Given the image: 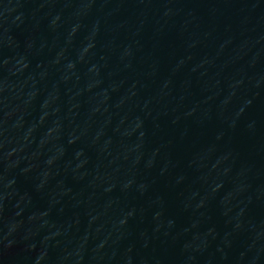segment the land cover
Returning a JSON list of instances; mask_svg holds the SVG:
<instances>
[{"label": "water", "instance_id": "water-1", "mask_svg": "<svg viewBox=\"0 0 264 264\" xmlns=\"http://www.w3.org/2000/svg\"><path fill=\"white\" fill-rule=\"evenodd\" d=\"M0 264H264V0H0Z\"/></svg>", "mask_w": 264, "mask_h": 264}]
</instances>
